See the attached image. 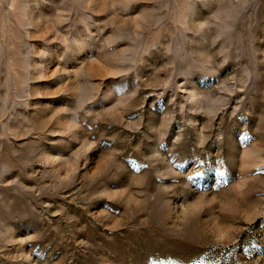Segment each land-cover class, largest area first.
<instances>
[{"label":"rangeland","instance_id":"obj_1","mask_svg":"<svg viewBox=\"0 0 264 264\" xmlns=\"http://www.w3.org/2000/svg\"><path fill=\"white\" fill-rule=\"evenodd\" d=\"M0 264H264V0H0Z\"/></svg>","mask_w":264,"mask_h":264}]
</instances>
